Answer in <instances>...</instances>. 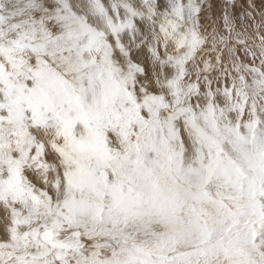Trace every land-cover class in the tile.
Listing matches in <instances>:
<instances>
[{"label": "snow or ice", "instance_id": "1", "mask_svg": "<svg viewBox=\"0 0 264 264\" xmlns=\"http://www.w3.org/2000/svg\"><path fill=\"white\" fill-rule=\"evenodd\" d=\"M0 264H264V0H0Z\"/></svg>", "mask_w": 264, "mask_h": 264}]
</instances>
